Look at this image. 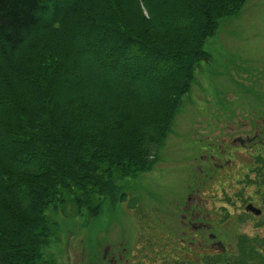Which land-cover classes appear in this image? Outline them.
<instances>
[{"label":"trees","instance_id":"1","mask_svg":"<svg viewBox=\"0 0 264 264\" xmlns=\"http://www.w3.org/2000/svg\"><path fill=\"white\" fill-rule=\"evenodd\" d=\"M246 1L0 0V264H49L51 211L95 217L153 165L205 42ZM242 239L236 264H264Z\"/></svg>","mask_w":264,"mask_h":264},{"label":"rangeland","instance_id":"2","mask_svg":"<svg viewBox=\"0 0 264 264\" xmlns=\"http://www.w3.org/2000/svg\"><path fill=\"white\" fill-rule=\"evenodd\" d=\"M204 48L153 165L95 217L51 211L49 264H236L243 236L264 254V0L220 19Z\"/></svg>","mask_w":264,"mask_h":264},{"label":"water","instance_id":"3","mask_svg":"<svg viewBox=\"0 0 264 264\" xmlns=\"http://www.w3.org/2000/svg\"><path fill=\"white\" fill-rule=\"evenodd\" d=\"M248 208L250 210L254 211L256 214H260L261 213V209L253 207L252 205H250Z\"/></svg>","mask_w":264,"mask_h":264},{"label":"flooded vegetation","instance_id":"4","mask_svg":"<svg viewBox=\"0 0 264 264\" xmlns=\"http://www.w3.org/2000/svg\"><path fill=\"white\" fill-rule=\"evenodd\" d=\"M233 154H234V153H233ZM230 161H231V160H230ZM230 161H229V162H230ZM188 262H189V264H192V262H190V261H188Z\"/></svg>","mask_w":264,"mask_h":264}]
</instances>
